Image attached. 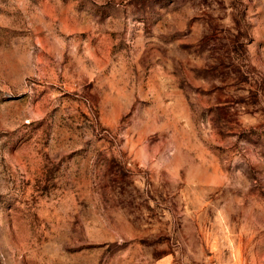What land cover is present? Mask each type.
I'll return each instance as SVG.
<instances>
[{
	"label": "rangeland",
	"instance_id": "1",
	"mask_svg": "<svg viewBox=\"0 0 264 264\" xmlns=\"http://www.w3.org/2000/svg\"><path fill=\"white\" fill-rule=\"evenodd\" d=\"M0 264H264V0H0Z\"/></svg>",
	"mask_w": 264,
	"mask_h": 264
}]
</instances>
